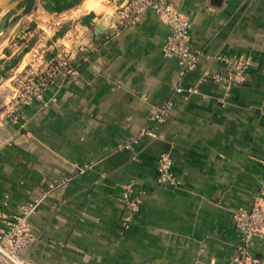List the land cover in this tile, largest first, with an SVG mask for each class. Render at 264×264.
<instances>
[{"label": "crops", "instance_id": "crops-1", "mask_svg": "<svg viewBox=\"0 0 264 264\" xmlns=\"http://www.w3.org/2000/svg\"><path fill=\"white\" fill-rule=\"evenodd\" d=\"M125 1L36 0L0 34V217L38 201L22 252L35 264H233L237 215L264 200V0H168L190 19L189 73L162 56L170 30L151 10L120 26ZM217 56L250 63L226 98L204 78L223 70ZM30 87L40 97L18 105ZM177 87L199 94L182 100ZM165 153L171 188L156 183ZM128 182L131 218L119 201ZM252 255L264 264V239Z\"/></svg>", "mask_w": 264, "mask_h": 264}, {"label": "built area", "instance_id": "built-area-1", "mask_svg": "<svg viewBox=\"0 0 264 264\" xmlns=\"http://www.w3.org/2000/svg\"><path fill=\"white\" fill-rule=\"evenodd\" d=\"M147 10H151L170 30L161 49L162 56L166 59L176 57L185 72L196 70L199 54L192 51L188 44L190 19L175 12L168 0H126L123 6L117 10V21L122 28H127L137 16ZM214 59L222 63L223 70L222 74L213 75L210 80L222 88L223 97L226 98L233 88L243 82L250 63L243 58L231 60L217 56ZM66 66L65 60L49 66L47 79L40 78L39 82H49L60 69H64ZM174 94L182 100H187L190 96L198 95L199 91L197 88L182 89L177 87L174 89ZM31 97H40V94L35 92L32 87L24 91L18 105H26L30 102ZM172 105L171 101L164 103L158 108L152 120L157 124L163 123L172 109ZM140 136L153 137L154 135L150 131H145L141 132ZM160 161V169L156 177L157 185L164 188L174 187L176 177L172 173L170 155L162 154ZM119 201L129 218L138 213L140 209L139 192L133 183L128 182L122 186ZM37 205L38 201L25 204L19 207L16 214L8 218L0 217L4 225V228L0 229V264H35L27 260L22 252L31 243V236L27 231V220L34 214ZM237 227L241 231L242 237L237 245L233 264H258L252 255V247L255 239H264V200L261 193L253 195L248 210L238 213Z\"/></svg>", "mask_w": 264, "mask_h": 264}, {"label": "water", "instance_id": "water-1", "mask_svg": "<svg viewBox=\"0 0 264 264\" xmlns=\"http://www.w3.org/2000/svg\"><path fill=\"white\" fill-rule=\"evenodd\" d=\"M0 0V14L5 12L0 18V34L9 30L20 20L26 18L33 10L36 0H9L7 4H2ZM101 31V27H97L95 34Z\"/></svg>", "mask_w": 264, "mask_h": 264}, {"label": "trees", "instance_id": "trees-1", "mask_svg": "<svg viewBox=\"0 0 264 264\" xmlns=\"http://www.w3.org/2000/svg\"><path fill=\"white\" fill-rule=\"evenodd\" d=\"M189 44V43H188ZM190 47V46H189ZM191 49V48H190ZM193 51V50H192ZM195 52V51H194ZM222 57V56H221ZM224 58H227V59H237V58H229V57H224ZM198 65V64H197ZM218 74H222V71H220V72H218V73H215V74H208V76H207V78H206V80H208L209 82H212L211 80H210V77L211 76H213V75H218ZM124 185V184H123ZM122 190V189H121Z\"/></svg>", "mask_w": 264, "mask_h": 264}, {"label": "rangeland", "instance_id": "rangeland-1", "mask_svg": "<svg viewBox=\"0 0 264 264\" xmlns=\"http://www.w3.org/2000/svg\"><path fill=\"white\" fill-rule=\"evenodd\" d=\"M23 78H21V80H20V83H21V87L24 85V82H23ZM18 78H16L15 77V79H14V82L17 84L18 83ZM28 81V77L26 78V80H25V82H27ZM17 86V85H16ZM16 91H18V89L16 88ZM21 91V90H20Z\"/></svg>", "mask_w": 264, "mask_h": 264}]
</instances>
